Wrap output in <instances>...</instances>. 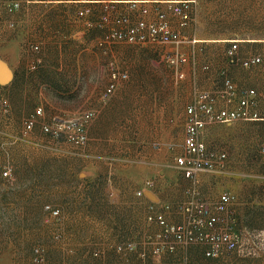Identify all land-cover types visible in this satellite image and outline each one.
<instances>
[{
	"label": "rangeland",
	"instance_id": "rangeland-1",
	"mask_svg": "<svg viewBox=\"0 0 264 264\" xmlns=\"http://www.w3.org/2000/svg\"><path fill=\"white\" fill-rule=\"evenodd\" d=\"M90 1L93 2L0 0V56H25L31 71H35L38 58L55 55L56 51L55 56H64V77L70 78L71 56L87 49H99L104 53L98 44L107 40L111 30L117 28L115 20L128 17L131 24L136 21L131 14L120 13L118 3ZM148 2L150 0L136 3L137 8L131 7L130 3L129 10L133 15L136 12L145 17L149 13L147 8L139 6ZM12 3L19 4L18 8L8 12L7 6ZM143 10L146 13H142ZM158 11L161 10L156 9L155 13ZM195 13L202 24L196 32L203 37L264 41V0H200ZM168 18L173 26L175 17L171 14ZM77 27L81 28L78 43L70 39V33ZM34 46L38 49L34 50ZM102 52L97 56H104ZM110 62L113 61L103 62L108 77ZM257 66L229 67L232 82L261 85ZM159 67L169 74L175 88L186 83L185 76L180 81L175 80L162 57ZM227 74L226 65L216 71L218 78H225ZM203 81L200 77L198 82L203 84ZM67 84L69 86L70 82ZM23 85L24 80L19 77L10 98L0 91V165L9 164L12 168L11 179L0 180V264H30L31 251L36 245L42 248L48 264H85L103 260L121 264L124 258H133L136 264H149L152 259L147 252V237L155 230L145 222L147 204L172 205L173 202L176 207L186 201L188 182L174 168V157L183 152L185 116L181 114V107L176 104L167 110L164 104L159 105L160 111L164 108L174 113L173 120L169 121V146L158 155L161 163H169V166L138 165L135 160L140 158L141 150L146 154H143L144 159L158 151L151 143L161 141L166 117L151 120L144 113L141 122H128L120 120L123 113L114 111L103 117L100 127L97 123L92 127L87 144L80 148L40 135L39 123L29 136L23 137L24 123L37 109L43 114L40 122L92 110L95 116L89 130L98 116V109L108 106L113 98L107 103L101 102L104 90H98L92 98L85 100L83 89L67 88L58 90L55 103L50 99L53 97L51 91L41 87L42 96H47L51 103L23 104L20 97ZM30 91L33 93L34 90ZM167 91L166 88L160 91V102ZM189 93L183 95L178 91L176 100L182 103L183 110L190 102L192 93ZM31 100L34 101V97ZM98 132L106 134V138L93 137ZM109 135H113L111 140ZM201 135L208 149L224 151L227 160L223 172L204 174L202 185H196L198 195L212 202L220 194L229 192L237 197L236 204L230 208L233 213L237 208L242 215L250 212L252 209L244 206L247 194L263 193L264 122L216 124L206 128ZM124 158L133 161L126 163L121 160ZM164 176L174 180L175 185L166 186ZM146 180L154 182L153 188L145 187ZM138 191H142L141 196L136 194ZM47 205L59 211L58 218L46 213ZM172 210L167 220L181 222V216ZM73 240L78 243L77 247ZM111 243H135L141 249L139 252L145 254V260L109 250L107 244ZM245 243L249 244L247 240ZM255 257L264 258V254L233 252L221 259H207L194 246L179 248L174 254L164 256L166 261L175 264H252Z\"/></svg>",
	"mask_w": 264,
	"mask_h": 264
},
{
	"label": "built area",
	"instance_id": "built-area-1",
	"mask_svg": "<svg viewBox=\"0 0 264 264\" xmlns=\"http://www.w3.org/2000/svg\"><path fill=\"white\" fill-rule=\"evenodd\" d=\"M50 2H93L90 0H47ZM32 2V1H30ZM157 4H165L176 19L174 28L168 16L156 12L155 19H137L131 24L128 17L115 20L116 29H112L107 40L99 42L98 46L105 52L110 44L123 43L128 45L170 46L172 50L166 52L163 59L172 70L175 80L184 78L182 67L187 63L186 54L180 49L188 40L180 30L185 29L189 22V8L194 0H150ZM132 2L131 7L137 8ZM17 3L9 4L8 12L18 8ZM142 13H146L145 10ZM83 15V12H79ZM237 42L232 41L227 52L228 63L231 66L251 68L262 63L259 56L245 59L238 58ZM34 50L38 47L34 46ZM109 81L100 96L103 103H107L114 96L119 85L128 80V72L120 69L114 62H110ZM239 95L238 99H235ZM221 96L225 104L230 107H219L216 98L208 91L196 90L191 102L185 108V131L183 138V152L174 157V168L185 179L191 182L187 190L188 198L178 204L174 211L181 216V222L172 223L167 220L171 213L170 204L150 203L146 206L145 222L148 227L158 229L147 237L150 247L151 262L149 264H175L166 261L164 256L174 254L179 248L199 247L207 259H221L233 252L246 255L264 254L262 236L258 232L247 229L240 230L231 207L236 204L237 197L224 192L212 202L202 199L196 190L198 176L202 173H220L224 171L227 155L222 150L208 149L201 139L202 132L216 124H228L237 121L264 122V107L260 109L253 91H239L231 79L225 77ZM42 110L37 109L24 123L23 137H27L34 130L37 123L40 135L49 136L55 140L80 148L88 142V127L95 113L83 110L68 117H53L50 122L41 121ZM2 144L0 143V151ZM264 152V144L262 145ZM12 168L9 164L0 165V180H10ZM152 180L145 181L146 188H153ZM142 195V191L136 193ZM46 213L53 218L59 217V211L45 206ZM247 238V239H246ZM249 244H246L245 241ZM115 250L121 254H135L144 261V253L139 252L135 243L118 245ZM30 264H47L45 253L40 246H34L31 251Z\"/></svg>",
	"mask_w": 264,
	"mask_h": 264
},
{
	"label": "crops",
	"instance_id": "crops-1",
	"mask_svg": "<svg viewBox=\"0 0 264 264\" xmlns=\"http://www.w3.org/2000/svg\"><path fill=\"white\" fill-rule=\"evenodd\" d=\"M144 1L147 2V0H104L106 3H118V11L123 14H131L135 20L145 17L148 19H155L156 9L165 12L168 17H171V13L166 5L152 4L150 2L142 5L140 4L139 6L147 8L149 12L147 16L143 17L141 15H137L136 12L133 15V13L129 10L130 3H142ZM199 5L200 0H194V3L190 5V22L185 29L180 30L183 36L188 40V42H186L180 48L188 58L187 63L182 67V71L184 72L187 81L180 87L175 88V86L171 84L169 74L159 67L160 58H163L166 52L171 51L172 47L161 46V48L157 45L137 46L116 43L108 45L104 53L101 51L104 56H97L101 54L99 49L98 51L91 49L82 50L80 52L77 51V56H71L70 78L64 77V72L62 70V58L64 56H55L57 55L56 51L55 55L52 53L50 56H41L38 58L36 60L37 68L35 71H31V68L28 64V58L25 56H0V61L4 62L12 73L10 80L4 83L0 82V91L3 90L5 93L4 97L10 98V96L13 95L12 92L15 88L18 78L22 77L24 80V91L20 93V97L23 104L28 102L35 104H42L44 102L51 103L47 96H42V93L40 92L41 90H39L41 87H47V89L51 91L53 97L50 96V99H54L55 103H57L56 100L58 97L57 94L59 93L58 90L67 88L83 89V94H85L84 99L88 100L92 98L94 93H98V90H104V88L107 86L109 77L107 71L103 70V68L106 67L104 66L103 62H106L107 64V62L113 61L120 69L128 72L129 78L119 85L108 106L98 109V116L94 120V123L92 124L91 128H89L88 132L91 133L92 127L96 125V123L97 126H99V122L104 119L103 117L113 113L114 111L123 113L124 116H122L120 120H126L128 122H141L144 113L148 114V117L151 120H155L157 118L162 119L163 117H166L167 123L163 130L164 134L161 137V141L151 143V147L158 151H155L153 156H146L144 159L143 154L145 153L143 150H141L140 158L135 161L138 165L149 164L155 167H163L164 165L169 166V163H161L158 155L164 152L167 149V146H169L168 142L171 130V124L169 121L173 120L174 113L165 111L164 108H161L162 110L160 111L159 105L164 104L167 110H171L173 105L178 104L181 107V114H184L186 117L185 109L183 110L182 103L176 100L178 91H182L183 95H189V92H191V102L193 93L196 90H201L210 92L216 98V102L219 107H231L232 104H225L224 99L221 96L224 78H218L216 76V71L223 66L225 67L226 65V69L228 67V74L226 77L233 79L229 73V67L231 66L227 64V52L232 41H236L238 43V58L245 59L251 56H259L262 58V63L256 67L262 77L261 85L254 83H247L244 85L236 82L235 86L239 91H253L259 105L264 107V44H257L261 42L264 43V41L260 42L258 40L241 39L230 40L215 38L213 36L203 37L202 35H199L196 32V29L202 27V24L200 23V19L196 16V13L194 14ZM174 21L175 19L173 18V27L177 28V25ZM80 35L81 28L77 27L72 30V33H70V39L78 43L80 42ZM80 75H82V78ZM200 77H203V84L198 82ZM2 78L3 76L0 72V81ZM24 78H26L28 81H26ZM68 81L70 82L69 86L67 84ZM164 86H166L165 88L168 91L162 102H160V91L165 89ZM32 89L34 90L33 93L30 91ZM33 97L34 101L31 100ZM238 98L239 95H237L235 99ZM94 106L96 105L94 104ZM93 137L106 138V134H100L98 132L94 134ZM201 137L203 136L201 135ZM108 138L111 140L113 135H109ZM140 143L144 142L140 141ZM121 160L126 163L133 161L127 158ZM204 174L205 173H202L198 176V183L201 185L204 181ZM180 176L183 178V180L188 182V186L186 187V196L184 198V200H186L188 198L187 190L190 189L191 182L185 179L181 174ZM164 177V183L166 186L175 185L174 180L170 179L169 176ZM200 197L206 200L204 196L200 195ZM237 205H240V202H238ZM244 206L246 209L258 210L261 212H252L251 210L250 212H244V215H242L237 208L238 212L236 211V214L234 213L237 219V227L240 225L243 229H247L251 232H258L262 236L264 244V184L263 193L260 195L247 194L246 200L244 201ZM171 207L172 209L175 207L173 202ZM152 229L157 230L158 228L154 226ZM73 243L75 244V247H77L78 243L76 244L75 240H73ZM118 245H120V243H111L107 244V247L109 250L117 252L115 247ZM137 248L138 251H141L139 247ZM196 248L202 251L201 248ZM147 252L150 254L149 246H147ZM132 255L135 258L137 257L135 254ZM253 259L254 260H252V264H264V258L255 257ZM79 260L80 258H78L77 255V261ZM85 264L109 263L103 260L102 262H85ZM121 264H136V261L133 258H131V260L124 258L123 263Z\"/></svg>",
	"mask_w": 264,
	"mask_h": 264
},
{
	"label": "water",
	"instance_id": "water-1",
	"mask_svg": "<svg viewBox=\"0 0 264 264\" xmlns=\"http://www.w3.org/2000/svg\"><path fill=\"white\" fill-rule=\"evenodd\" d=\"M0 72L3 76V78L0 81L2 83L10 80V78L12 77L11 71L8 69L7 65L2 61H0Z\"/></svg>",
	"mask_w": 264,
	"mask_h": 264
}]
</instances>
